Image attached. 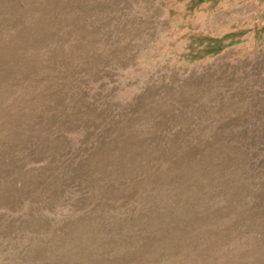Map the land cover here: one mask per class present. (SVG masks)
<instances>
[{
	"label": "rangeland",
	"instance_id": "1",
	"mask_svg": "<svg viewBox=\"0 0 264 264\" xmlns=\"http://www.w3.org/2000/svg\"><path fill=\"white\" fill-rule=\"evenodd\" d=\"M0 264H264V0H0Z\"/></svg>",
	"mask_w": 264,
	"mask_h": 264
}]
</instances>
